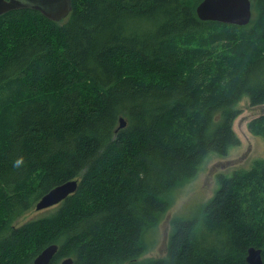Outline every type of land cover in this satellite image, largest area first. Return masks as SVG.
Here are the masks:
<instances>
[{
  "label": "trees",
  "instance_id": "obj_1",
  "mask_svg": "<svg viewBox=\"0 0 264 264\" xmlns=\"http://www.w3.org/2000/svg\"><path fill=\"white\" fill-rule=\"evenodd\" d=\"M202 1L0 16V264H33L53 244L52 264H248L251 247L264 261V159L220 175L202 223L174 219L166 255L144 258L173 190L241 144L237 104L264 106V0L246 26L201 21ZM248 129L264 137V112ZM76 179L54 212L18 225Z\"/></svg>",
  "mask_w": 264,
  "mask_h": 264
},
{
  "label": "rangeland",
  "instance_id": "obj_2",
  "mask_svg": "<svg viewBox=\"0 0 264 264\" xmlns=\"http://www.w3.org/2000/svg\"><path fill=\"white\" fill-rule=\"evenodd\" d=\"M237 109L240 115L234 121L233 128L241 144L232 147L227 156L209 155L195 178L173 190L169 196L171 201L169 211L156 232L146 236V240H156V245L144 258H162L166 255L174 219H199L200 224L202 223L204 208L220 187L218 181L220 175L230 176L239 169L250 170L256 160L264 159V137L253 135L248 129V123L264 112V106H253L250 98L245 96L237 104ZM58 207L59 205L42 211H37L34 207L18 221V225L46 216ZM63 261L64 259L59 264Z\"/></svg>",
  "mask_w": 264,
  "mask_h": 264
},
{
  "label": "water",
  "instance_id": "obj_3",
  "mask_svg": "<svg viewBox=\"0 0 264 264\" xmlns=\"http://www.w3.org/2000/svg\"><path fill=\"white\" fill-rule=\"evenodd\" d=\"M254 0H203L196 8L201 21H212L223 24L246 26L250 23ZM72 0H0V16L14 10L31 9L40 12L52 21L66 19L72 11ZM127 122L120 119L119 128H125ZM79 181L71 180L53 188L44 195L35 206L37 211L60 205L78 188ZM59 246L56 244L45 248L35 259L33 264H52ZM248 264H264L262 250L251 247L248 250ZM62 264H73L72 258H66Z\"/></svg>",
  "mask_w": 264,
  "mask_h": 264
}]
</instances>
